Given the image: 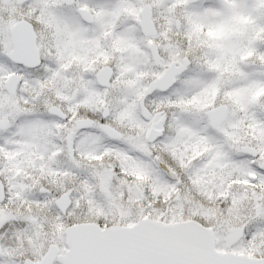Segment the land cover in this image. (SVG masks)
Segmentation results:
<instances>
[{
    "label": "snow or ice",
    "instance_id": "obj_1",
    "mask_svg": "<svg viewBox=\"0 0 264 264\" xmlns=\"http://www.w3.org/2000/svg\"><path fill=\"white\" fill-rule=\"evenodd\" d=\"M0 264H264V0H0Z\"/></svg>",
    "mask_w": 264,
    "mask_h": 264
}]
</instances>
